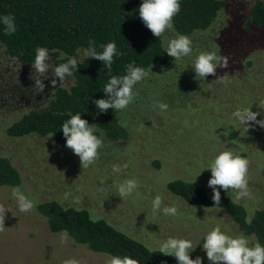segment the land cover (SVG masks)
<instances>
[{
    "label": "rangeland",
    "instance_id": "374dc122",
    "mask_svg": "<svg viewBox=\"0 0 264 264\" xmlns=\"http://www.w3.org/2000/svg\"><path fill=\"white\" fill-rule=\"evenodd\" d=\"M252 3L226 0L206 30L188 35L192 56L174 62L168 55L166 64L153 66L151 76L135 86L138 95L127 109H108L125 125L127 138L110 140L104 133L105 146L88 168H81L79 157L50 136L7 135L12 122L33 108L45 107L57 87L69 88L74 80L67 78L60 85L56 78L53 88L50 70L49 79L43 80L44 92L35 95L34 62L21 63L0 45V156L9 158L20 172L18 186L36 203L55 200L63 206L86 208L92 217L107 219L154 249L169 237L190 239L197 246L193 253L208 261L202 244L210 230L219 225L232 236L242 232L221 208L189 205L167 184L177 179L195 181L213 195L207 186L211 178L207 168L220 151L231 149L250 161L251 198L237 199L234 191L223 189L221 194L242 204L248 216L264 209V128L254 122L241 124L232 115L238 108H251L260 113L258 120L264 119V28H244ZM175 35L165 34V48L167 39ZM200 51L227 56L229 67L217 68V75L206 80L195 78L192 67ZM49 53L55 67L56 55ZM72 57L80 60L84 54L78 51ZM226 73V80L218 79ZM155 101H163L168 109H154ZM128 179L137 180L139 187L122 199L118 186ZM13 188L0 186V203L9 209L6 228L0 232V264H63L71 258L80 264H107L112 256L94 252L69 236L67 243H61V235L49 230L36 209L20 212ZM157 195L162 197V207L175 205L178 214H154L152 201ZM245 236L254 242L253 236Z\"/></svg>",
    "mask_w": 264,
    "mask_h": 264
},
{
    "label": "trees",
    "instance_id": "16d2710c",
    "mask_svg": "<svg viewBox=\"0 0 264 264\" xmlns=\"http://www.w3.org/2000/svg\"><path fill=\"white\" fill-rule=\"evenodd\" d=\"M141 3L142 0H0V16L14 15L18 28L16 33L6 35L0 24V45L21 63L32 64L36 49L43 47L56 55L54 65L58 66L78 51L84 52L90 38L96 41L98 52L102 51L100 45L115 42L123 53L114 57L110 74L99 60L85 56L78 60L70 87H57L45 107L24 113L6 128L7 135L50 136L58 146L67 148L61 125L80 113L89 124L103 129L110 140L127 138L119 118L109 110L100 112L93 101L106 98L103 89L110 75L126 74L129 63L148 69L168 62L163 37L155 38L139 17ZM180 4L181 10L173 21L175 31L171 32L189 35L206 30L226 0H180ZM251 26L264 28V0H253L244 28ZM262 173L264 177V169ZM20 183L18 169L9 158L0 156V186L16 187ZM167 189L189 205L221 208L244 235L254 237L252 244L259 241L264 245V209H255L248 216L246 208L226 194H221V202L216 205L212 195L197 182L177 179L169 181ZM35 209L46 219L51 232L60 234L66 229L70 238L94 252L127 255L140 264H177L173 256L162 255L159 249L149 247L103 217H92L86 208L48 200L36 203ZM190 256L197 257L193 252ZM203 264L209 262L203 259Z\"/></svg>",
    "mask_w": 264,
    "mask_h": 264
},
{
    "label": "clouds",
    "instance_id": "9594fccd",
    "mask_svg": "<svg viewBox=\"0 0 264 264\" xmlns=\"http://www.w3.org/2000/svg\"><path fill=\"white\" fill-rule=\"evenodd\" d=\"M180 10V0H142L138 12L146 28L150 30L155 38H160L165 37V34L170 31H175L173 21ZM0 24L4 25L6 35H12L18 30L15 17L12 14L0 16ZM88 43L89 47L84 50V56L101 61L110 74L114 57L123 54L118 51L116 43L108 42L106 45H100L102 48L100 52L96 50L94 39L90 38ZM165 52L174 58V62L180 61L185 57L192 56L193 41L188 35L177 34L174 38L167 39ZM51 59L52 57L47 48L40 47L36 49L34 63L32 64V68L36 73L34 80L35 95L44 92L46 85L43 80L49 79L47 73L50 70L53 77L50 84L55 88L57 86L56 78H58L59 84L62 85L67 78L73 76L79 67V61L75 57L69 58L67 62L55 67L50 64ZM152 67L145 69L136 66L135 62H132L126 66V74L120 76L110 75V79L103 89L106 98L93 101L96 108L102 113H106L108 109H113L116 112L127 109L138 95L135 86L151 76L153 73ZM228 67L227 56L218 55L216 51H200L195 57L192 69L195 72V78L206 80L209 76L217 75V68ZM218 79L226 80L227 73ZM157 107L161 111L168 109V105L163 101H155L153 108ZM232 115L241 124L250 126L249 122H254L255 125L264 128V119L258 120L257 116L260 113L251 111V108H238ZM61 130L66 139L65 146L79 157L81 168H88L99 159L100 150L105 145L103 129L99 128L97 124H89L88 120L82 118L80 113H76L63 122ZM207 169L211 171V178L208 180L207 186L213 191L212 200L216 205L221 202L220 189L228 193L234 191L237 199L251 198V190L249 189L250 161L247 157L236 154L231 149L222 150L214 157ZM113 170L119 171V168L114 167ZM138 187L137 180H125L118 186L119 197L123 199L132 195ZM12 196L16 200L20 212L27 213L35 210L36 201L30 199L20 186L12 189ZM162 203L163 200L160 195L153 199L152 211L154 214L161 211L166 216H176L178 214V208L175 205L162 207ZM7 212H9V209L0 203V232H3L6 228ZM60 235L61 243H67V230H62ZM196 247L193 246L190 239L169 237L160 244L159 252L164 256H173L177 264H203L202 257L197 256L193 259L190 256V253ZM202 249L206 253L209 264H264V245L259 241L252 244L249 238L242 233L236 236L229 235L222 231L219 225L205 235ZM63 264H80V261L71 258L64 260ZM107 264H140V262L126 255L123 257L112 256Z\"/></svg>",
    "mask_w": 264,
    "mask_h": 264
}]
</instances>
